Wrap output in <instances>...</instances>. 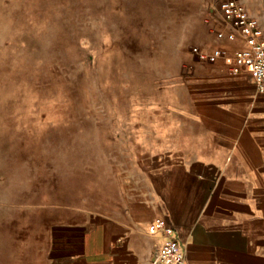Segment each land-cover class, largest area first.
Listing matches in <instances>:
<instances>
[{"label":"rangeland","instance_id":"1","mask_svg":"<svg viewBox=\"0 0 264 264\" xmlns=\"http://www.w3.org/2000/svg\"><path fill=\"white\" fill-rule=\"evenodd\" d=\"M213 6L0 0V239L24 241L26 264L53 226L119 193L124 130L163 112L162 98L224 38ZM251 100L244 127L264 131V98Z\"/></svg>","mask_w":264,"mask_h":264},{"label":"crops","instance_id":"2","mask_svg":"<svg viewBox=\"0 0 264 264\" xmlns=\"http://www.w3.org/2000/svg\"><path fill=\"white\" fill-rule=\"evenodd\" d=\"M244 3L264 29V0ZM222 24L215 48L232 55L246 43L240 32L228 39ZM253 98L264 93L245 70L204 59L162 98L163 112L124 130L130 160L117 171L112 202L53 226L37 264H153L167 237L160 220L172 226L185 264H264V131L244 127ZM1 237L0 264H26L25 242L12 247Z\"/></svg>","mask_w":264,"mask_h":264},{"label":"built area","instance_id":"3","mask_svg":"<svg viewBox=\"0 0 264 264\" xmlns=\"http://www.w3.org/2000/svg\"><path fill=\"white\" fill-rule=\"evenodd\" d=\"M213 10L220 14L221 21L228 26L227 38L234 39L237 32H240L246 46L236 50L232 55L228 49L217 47L210 55L202 53V59H207L211 55L225 58L232 72L240 73L245 70L251 76L256 90L264 93V29L259 18L251 15L244 0H214ZM157 228L167 237L157 249L153 264H185L186 252L171 236L172 226L165 220H160Z\"/></svg>","mask_w":264,"mask_h":264},{"label":"water","instance_id":"4","mask_svg":"<svg viewBox=\"0 0 264 264\" xmlns=\"http://www.w3.org/2000/svg\"><path fill=\"white\" fill-rule=\"evenodd\" d=\"M156 255H157V251L154 253L153 260H155Z\"/></svg>","mask_w":264,"mask_h":264}]
</instances>
